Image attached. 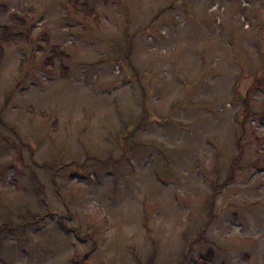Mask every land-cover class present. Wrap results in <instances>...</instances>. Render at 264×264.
Segmentation results:
<instances>
[{
    "label": "rangeland",
    "instance_id": "obj_1",
    "mask_svg": "<svg viewBox=\"0 0 264 264\" xmlns=\"http://www.w3.org/2000/svg\"><path fill=\"white\" fill-rule=\"evenodd\" d=\"M0 27V264H264V0H0Z\"/></svg>",
    "mask_w": 264,
    "mask_h": 264
},
{
    "label": "trees",
    "instance_id": "obj_2",
    "mask_svg": "<svg viewBox=\"0 0 264 264\" xmlns=\"http://www.w3.org/2000/svg\"><path fill=\"white\" fill-rule=\"evenodd\" d=\"M10 30H8L7 27H0V44H6L9 40V38H11V34L9 32ZM51 51V55L55 56L57 52V48L52 46L50 48ZM2 57V46H0V58ZM203 264H206V260L201 258L199 259ZM208 262V261H207ZM78 264H81L80 262H78Z\"/></svg>",
    "mask_w": 264,
    "mask_h": 264
}]
</instances>
